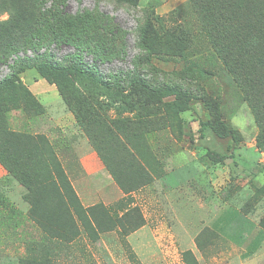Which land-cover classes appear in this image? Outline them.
Returning <instances> with one entry per match:
<instances>
[{"label":"rangeland","instance_id":"rangeland-1","mask_svg":"<svg viewBox=\"0 0 264 264\" xmlns=\"http://www.w3.org/2000/svg\"><path fill=\"white\" fill-rule=\"evenodd\" d=\"M147 1L133 6L121 0H0V46L10 25L25 31L31 26L46 37L52 27L43 24L42 18L52 13L66 19L73 30L83 29L78 47L74 40L51 35L45 38L51 45L37 51L24 48L30 43L22 41L19 48L23 49L0 54V152L6 159L10 148L18 164L16 173H11L0 161V198L24 213L29 211V191L22 184L20 170L24 176L37 177L35 164L47 157L65 171L85 207L102 203L120 215L124 208L138 206L145 218L144 227L130 238L119 226L101 232L96 242L83 231L72 243L54 249L56 264H182L183 252L191 251L195 242L201 250L196 251L199 256L206 255L210 245L223 251L230 247L229 242L220 233L201 230L200 220L227 205L240 207L257 223L260 235L249 249L264 253V140L258 142L261 133L256 118V113L264 116V57L234 54L230 39L222 41L205 25L195 7L197 0H185L162 13L157 11L159 0ZM148 9L156 12L155 27L160 35L147 51L140 44V29ZM88 20L92 24L86 34ZM168 28L175 32L174 39L162 35ZM109 30L123 31L125 36L116 34L124 51L111 55L110 42H106L100 50L109 49L108 53L97 57L95 41H107L108 36L99 34H109ZM33 42L42 40L36 37ZM44 53L56 63L65 62L70 88L62 86L59 91L57 84L44 77L39 64L28 60ZM76 54L98 70L104 84L90 74L74 71L75 62H80ZM131 79L153 88H181L184 98L176 102L187 109L179 112L172 104L174 93L160 102H149L131 91ZM106 83L111 84L109 89ZM213 103L236 136H220L203 127L212 119ZM80 114L84 122L90 119L88 132L77 118ZM92 137H97L100 153ZM90 153L97 154L111 176L104 183L115 182L125 194L111 186L100 188V175H89L82 161ZM132 155L142 159L145 170L120 171L118 163L126 159L129 164ZM193 163L198 164L197 171L191 169ZM109 165L127 188L115 179ZM173 165L179 170L165 182ZM178 178L182 188H169ZM144 186L149 188H141ZM34 188L37 203L46 209L58 208L54 189ZM7 214L0 216V263L18 264L26 243L41 239L42 234L30 222L17 224ZM194 218L186 231L183 222ZM228 264L241 263L236 258ZM258 264H264V257Z\"/></svg>","mask_w":264,"mask_h":264},{"label":"trees","instance_id":"trees-1","mask_svg":"<svg viewBox=\"0 0 264 264\" xmlns=\"http://www.w3.org/2000/svg\"><path fill=\"white\" fill-rule=\"evenodd\" d=\"M121 1L137 6L141 0ZM197 1L195 7L197 11L200 9V15L205 25L213 31L215 36H221L222 41L230 39L231 46L229 47L234 54L238 53L239 55H242L243 53H248L251 56H256L257 59L264 57V0ZM146 12L147 17L143 27L140 29V44L148 51L152 50V41L156 40L160 34L155 27V20H157L155 10L148 9ZM42 19L43 24L49 23L52 27V31L46 32L45 34L47 38L51 35L62 39L67 38L68 40L71 39L76 41L78 43V45L76 44L77 47L79 46L83 29L79 31L73 30L74 26H70L66 19L55 13L50 14L47 18L43 17ZM91 24V20L86 22V34L90 33L89 26ZM98 25L101 29L106 28L101 24ZM29 27L30 29L25 31L20 29L19 26H8L4 36H2L4 43L0 46V52L2 51L0 54H6L13 51V53H16L23 49L19 48L21 47L20 44L22 41H25L28 44L30 43V45L24 48H32L36 51L42 46L51 45L52 42L45 43L46 37L34 31L36 28H33L32 30V27ZM56 28L59 29V31ZM15 31L21 32V35L16 34ZM109 32V34L106 32L99 34L100 36H108L107 41H104L103 39H97L98 41H95L94 47L96 46V51H94V53L97 57H103V55L108 53L109 49L103 51L100 50L102 47L106 46V42H110L111 55H114L116 52L119 53L122 49L124 51V45L120 46L118 44V36L116 34L120 33L123 36V31H114V33L113 30H109ZM93 33L94 32H92V34ZM162 35L174 39L175 32H171L168 28L162 33ZM36 37H39L42 42H38L37 44L33 42V38ZM84 41L87 42L88 38ZM74 56L80 59L79 63L75 62L74 71L79 74H90L95 78V81H98H96L97 83L105 82L104 78L95 67H90L82 61V56L79 54ZM28 60L38 63L44 77L48 81L50 80L49 82L51 84H57L59 91L62 92V86L70 88L69 84L72 80L67 72L68 67L65 66V62L56 63L48 53L38 54ZM193 70L196 69L193 68ZM7 81L13 83L12 79ZM110 85L111 84L106 83V88L109 89ZM129 85L131 86V91H134L138 96H145L149 102H160L165 95H172L174 93L176 96L174 103L172 104L177 106L179 112L187 109L185 106H179L181 105L180 102H176L177 100H182L184 98V91L179 87L164 86L153 88L149 84L141 82L138 79H131ZM26 92L34 96L29 88H27ZM81 102L82 101L78 100V103ZM212 106V119L203 124V127L212 128L214 132L220 136H236L235 132L222 120L218 104L213 103ZM81 109L82 108L80 107L78 113L82 112ZM77 118L79 122H81V127L88 132L90 119L84 122L82 114L78 115ZM256 118L261 133V135L259 134L257 137L258 142H260L261 140H264L262 136L264 134V116L256 113ZM92 142L99 151L100 147L98 146L97 137H92ZM8 151L10 154L7 155L6 159L2 157V152H0V161L7 170L11 173H16L14 168L18 164L14 159V152L11 151L10 148ZM130 158L132 161H130L129 164L124 161L126 159H121V163H118L120 171L125 168L130 169V171H133L134 169L139 170L140 168L145 170V166L141 163L142 159L138 155H132ZM41 159L40 161L37 160L34 168L35 172H37V174H35L37 177L28 174L24 176L22 170H20L22 184L27 186L29 191V194L27 195V199L30 203L29 211L24 213L9 200L4 197L0 198V216L1 214L8 212L7 215L12 216L15 223L30 222L33 228L40 230L42 234L41 239H32L26 243L25 254L21 257H17L18 264H56L55 260L58 257L56 256L54 249L58 246L64 247L65 244L72 243L76 238L83 234V231L86 233L90 241L96 242L99 240V234L103 231H111L119 226L123 233L128 234L142 227L145 223V218L138 206L126 207L120 215H114L109 208L102 203H96L93 206L85 207L75 189L70 184L65 171L61 167L52 164L51 158L48 159L47 157H42ZM109 169L115 179L121 183L123 188H127L123 182L122 176L120 177L117 173V170H114V167L110 165ZM37 185H43L44 187L51 188V190H55L59 198L58 208L46 209L34 200L32 191L35 190L34 187ZM59 217L62 218L59 221L53 219H59ZM102 217L105 218V220ZM204 230L211 231L208 228H205ZM2 256L3 254L0 250V257ZM183 259L186 264H200L192 251H184Z\"/></svg>","mask_w":264,"mask_h":264},{"label":"crops","instance_id":"crops-1","mask_svg":"<svg viewBox=\"0 0 264 264\" xmlns=\"http://www.w3.org/2000/svg\"><path fill=\"white\" fill-rule=\"evenodd\" d=\"M149 1L151 0H148L147 3ZM184 1L185 0H159L160 3H159V7L157 8V11L160 13L170 11L173 7ZM82 161L89 175H94V176L100 175V177H98L100 181H102L100 188H104V190L108 186H111V188H117V189L120 188L115 182L114 184L111 181L109 183H104V180H106L107 177L111 178V176L105 170L104 163L97 156V154L90 153L85 158H83ZM191 169L197 171L198 164L193 163ZM177 170L179 169L176 168L175 165H173L172 168L167 171L166 177H164L165 182L166 179L168 180V177ZM141 188H149V186H144ZM169 188H182L181 178H178L176 184L170 186ZM119 190L122 193H124L122 189ZM135 192L136 190L131 191L132 195ZM226 212L229 213L228 216H224V213ZM220 217L222 219V222L219 221ZM195 221H196L195 218L194 220L193 219L185 220L183 222V226L185 230L189 231L190 230L189 226H192ZM201 221L203 223V227L201 228V230L203 228L204 229L208 228L210 230L215 231L216 233H220L229 242L230 245L229 248L220 252L217 251L216 246H214V248L212 249V245H210L209 251L206 252V255L199 256L197 255L196 251L197 250L201 251V250H199L195 242V245L191 246L190 249L195 254L196 258L199 259V261H202L203 264H228L229 260L236 258H239L241 264H258L259 261L263 259L264 253H262V250H260L259 248L256 250L249 249V246H251L252 242L255 241L254 238L260 235V232H258L259 231L258 225L254 220L243 214L240 207L234 205H227L221 208L219 211L210 213L204 219L200 220V222ZM230 226H232L233 228L230 229L229 228ZM142 227L129 233V238L132 237L133 235H137L138 231H140ZM196 236L197 234L194 235V237ZM259 237L261 238L262 236ZM182 260H183L182 264H186V262L183 259V254H182Z\"/></svg>","mask_w":264,"mask_h":264},{"label":"built area","instance_id":"built-area-1","mask_svg":"<svg viewBox=\"0 0 264 264\" xmlns=\"http://www.w3.org/2000/svg\"><path fill=\"white\" fill-rule=\"evenodd\" d=\"M32 50H30L29 52H31Z\"/></svg>","mask_w":264,"mask_h":264}]
</instances>
